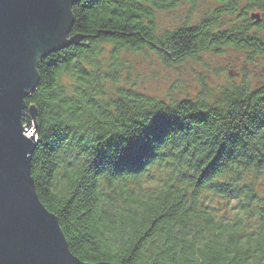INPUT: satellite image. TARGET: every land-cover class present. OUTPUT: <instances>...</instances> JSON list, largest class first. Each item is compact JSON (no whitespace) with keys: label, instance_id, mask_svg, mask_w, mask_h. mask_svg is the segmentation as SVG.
<instances>
[{"label":"trees","instance_id":"obj_1","mask_svg":"<svg viewBox=\"0 0 264 264\" xmlns=\"http://www.w3.org/2000/svg\"><path fill=\"white\" fill-rule=\"evenodd\" d=\"M217 1L197 23L159 31V13L198 0H82L68 35L81 40L39 61L22 113L33 129L36 111L31 177L82 262L264 264V85L212 102L120 85L124 55L171 65L232 46L264 62V0ZM225 14L235 21L222 29Z\"/></svg>","mask_w":264,"mask_h":264},{"label":"water","instance_id":"obj_2","mask_svg":"<svg viewBox=\"0 0 264 264\" xmlns=\"http://www.w3.org/2000/svg\"><path fill=\"white\" fill-rule=\"evenodd\" d=\"M80 1L0 0V264H88L70 252L57 218L36 193L33 106L27 110L34 128L26 131L22 124L39 61L81 40L68 38L72 7Z\"/></svg>","mask_w":264,"mask_h":264},{"label":"rangeland","instance_id":"obj_3","mask_svg":"<svg viewBox=\"0 0 264 264\" xmlns=\"http://www.w3.org/2000/svg\"><path fill=\"white\" fill-rule=\"evenodd\" d=\"M219 5L217 0H198L195 5L181 3L175 10L157 15L158 29L164 31L184 23H197L203 15ZM234 21V16L225 14L221 18L220 27L226 29ZM104 55L108 57L107 53ZM123 58L127 61L128 69L122 72L120 85L164 102L182 99L212 102L223 88L243 83L252 89L264 85V62H250L242 49L232 46L223 48L220 53H203L171 65L165 64L153 53L124 55ZM68 79L65 76L63 81L68 83ZM108 89L113 91L114 86L109 84ZM31 129L25 128L26 131ZM154 181L145 178L143 184L154 188ZM258 182L261 184L262 179L259 178ZM206 200L212 207L220 208V212L228 214L229 206L223 205L221 200L208 201L207 197Z\"/></svg>","mask_w":264,"mask_h":264}]
</instances>
